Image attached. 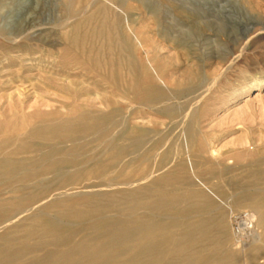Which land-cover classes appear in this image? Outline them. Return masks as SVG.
<instances>
[{
    "label": "rangeland",
    "instance_id": "1",
    "mask_svg": "<svg viewBox=\"0 0 264 264\" xmlns=\"http://www.w3.org/2000/svg\"><path fill=\"white\" fill-rule=\"evenodd\" d=\"M126 17L127 28L123 23ZM130 31L142 39L165 85L137 59ZM67 37L70 39L65 40ZM142 81L159 86L164 100L158 107L173 108L174 114L138 106L144 91ZM22 96L20 108L16 101ZM8 99L12 108L7 106ZM88 100L96 102L97 111L103 113L108 111L109 101L115 103L127 127V138L146 131V149L141 148V156H127L128 180L161 167L153 177L168 176L165 188L187 195L183 205L192 206L187 222L198 221L202 213L223 214L225 223L219 232L223 255L217 263L207 260L205 264H255L248 262L251 252L256 253V261L264 256V208L235 196L254 187L252 174H259L257 178L264 181L260 176L264 174V148L258 142L264 138V0H0V137L11 139V144L2 146L1 157L9 156L15 140L29 128L75 116ZM189 129L193 132L190 136ZM130 141L127 139V145ZM23 151L17 158L36 154ZM132 159L133 164L129 162ZM178 161L182 166L175 171ZM173 173L186 184L173 185ZM7 184L1 181L0 191ZM9 195L3 193L1 198ZM49 198L34 205V213L29 215L45 211V216L61 224L74 225L55 211L43 209ZM221 201H229L233 212L251 210L257 215L260 245L232 244L234 225L227 223L228 205ZM23 216L16 223L23 221ZM73 228L77 229L74 239L85 234L78 224ZM4 231L0 229V234ZM18 231L0 243L15 247L20 242ZM193 244L201 254L206 249L200 240ZM128 253L122 258L128 259Z\"/></svg>",
    "mask_w": 264,
    "mask_h": 264
},
{
    "label": "bare ground",
    "instance_id": "2",
    "mask_svg": "<svg viewBox=\"0 0 264 264\" xmlns=\"http://www.w3.org/2000/svg\"><path fill=\"white\" fill-rule=\"evenodd\" d=\"M122 17L124 18V16ZM123 23L127 28V17ZM74 32L76 33V31ZM130 32L134 39L132 41H135L137 45V59L142 65L145 63L153 77L165 85L159 72L152 64L153 61L150 60L142 39L132 31ZM124 38L122 36V39ZM78 40L77 42H79ZM140 84L144 87V91H141L143 94L138 98V106L148 107L161 114L171 115L174 112L173 108L158 107L164 100L159 86L143 81ZM24 99L25 96H22V99L18 98L16 101L20 108L23 107ZM86 102L88 103L86 104ZM8 103L7 106L12 108L11 99ZM110 103L109 101L108 111L103 113L97 111L96 108L99 105L96 106V102L89 103L88 100L85 101L84 109L75 116L56 121V123L42 122L29 128L24 136L15 140V148L10 150L9 156L6 157H1L2 146L11 139H1L0 137V183L3 180L9 183L3 185L0 191V229L5 230L4 233H1L2 235L0 234V240L8 238L18 230L22 231V233L18 231L16 234L21 233L18 238L20 242L15 247L0 243V263L6 261L10 264H205L207 260L212 263L220 261L223 255L221 248L223 238L219 232L225 223L223 214L202 213L203 215L198 221L187 222L186 220L192 214V206L183 205L187 195L168 191L165 188V184L169 181L168 176L153 177V174L157 173L161 167L144 175L141 171L142 173L135 180L127 179V156H132V158L141 156V148H145L143 145L146 131H139L138 135L127 138V127L122 121L123 119L121 120L120 109L115 107V103ZM98 104L103 105L99 102ZM5 133L7 134V131ZM187 134L192 135V129L187 130ZM136 137L141 139L137 140ZM127 139L131 140L128 145ZM258 142L260 148H264V138L258 139ZM244 143L247 144L249 141L245 140ZM149 145L151 146V144ZM27 150L32 153L35 151V156L29 157L31 155L29 154L28 157L17 158V154L22 151L29 153L26 152ZM5 154L7 155L8 152ZM161 158L163 159V157ZM132 161L134 159L129 162L132 163ZM181 166L179 161L176 162L174 170L176 171ZM139 169L141 170L142 167ZM256 174H252L254 179L250 182L254 187L252 186L253 188L249 190L242 189L235 196L243 202L249 201L248 203H259V205L261 203V207L264 208V186L261 187L264 181L262 178H257L259 174ZM172 176L173 185L176 187L186 184L184 178L175 176L174 173ZM260 176L262 177L264 174L262 173ZM83 181L88 183L77 187ZM94 181L93 184L89 183ZM195 181L214 196L212 191L200 180L195 179ZM3 193H9L11 196L9 195L8 199H3L1 198ZM47 198L49 199L43 205V209L55 211L73 222L74 225L78 224L79 230L85 234L74 239L73 233L77 229L73 228L72 223L61 224L55 219L45 216L43 214L45 211L29 215L34 209V205ZM221 203L224 206L228 205L227 223L231 227L234 225L232 244L236 247L239 245L243 247L260 245L257 215L251 210L233 212L229 201H221ZM205 205L210 206L209 203ZM22 216L21 224L16 223ZM31 236H34L32 240L29 239ZM196 240L207 245H205L206 249L202 254L195 249L193 242ZM43 248L48 249L41 252L42 254L34 255L36 251ZM127 252L130 256L128 259H123L122 256L127 255ZM255 261L256 253L251 252L248 257L249 263L264 264V256ZM245 263L247 264V262ZM232 264L235 263L232 262Z\"/></svg>",
    "mask_w": 264,
    "mask_h": 264
}]
</instances>
